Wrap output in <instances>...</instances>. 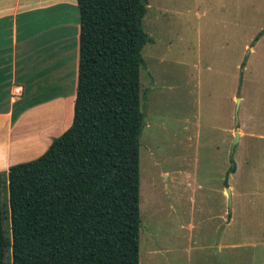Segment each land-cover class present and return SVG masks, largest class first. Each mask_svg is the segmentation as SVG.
I'll use <instances>...</instances> for the list:
<instances>
[{"label": "rangeland", "instance_id": "374dc122", "mask_svg": "<svg viewBox=\"0 0 264 264\" xmlns=\"http://www.w3.org/2000/svg\"><path fill=\"white\" fill-rule=\"evenodd\" d=\"M147 5L139 264H264V0Z\"/></svg>", "mask_w": 264, "mask_h": 264}, {"label": "trees", "instance_id": "16d2710c", "mask_svg": "<svg viewBox=\"0 0 264 264\" xmlns=\"http://www.w3.org/2000/svg\"><path fill=\"white\" fill-rule=\"evenodd\" d=\"M76 1L72 121L40 156L0 172V264H7L8 251L11 264H139L140 70L141 50L152 41L142 25L148 0ZM234 171L232 164L225 183Z\"/></svg>", "mask_w": 264, "mask_h": 264}, {"label": "crops", "instance_id": "0c3cea01", "mask_svg": "<svg viewBox=\"0 0 264 264\" xmlns=\"http://www.w3.org/2000/svg\"><path fill=\"white\" fill-rule=\"evenodd\" d=\"M79 31L76 0H0V172L40 156L47 135L70 125Z\"/></svg>", "mask_w": 264, "mask_h": 264}, {"label": "water", "instance_id": "95a60500", "mask_svg": "<svg viewBox=\"0 0 264 264\" xmlns=\"http://www.w3.org/2000/svg\"><path fill=\"white\" fill-rule=\"evenodd\" d=\"M239 99L236 98V102L238 103ZM238 133H235V137H234V140L232 142V146H231V152H233V149H234V146H235V143L237 142L238 140ZM226 190V194H227V198H228V201H230V196H231V193H230V188L229 187H226L225 188Z\"/></svg>", "mask_w": 264, "mask_h": 264}, {"label": "built area", "instance_id": "2783aa9c", "mask_svg": "<svg viewBox=\"0 0 264 264\" xmlns=\"http://www.w3.org/2000/svg\"><path fill=\"white\" fill-rule=\"evenodd\" d=\"M19 89H20L19 87L15 88V93H19L20 92Z\"/></svg>", "mask_w": 264, "mask_h": 264}]
</instances>
